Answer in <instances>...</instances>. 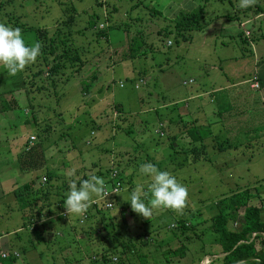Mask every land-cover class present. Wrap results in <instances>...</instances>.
<instances>
[{
    "label": "rangeland",
    "instance_id": "374dc122",
    "mask_svg": "<svg viewBox=\"0 0 264 264\" xmlns=\"http://www.w3.org/2000/svg\"><path fill=\"white\" fill-rule=\"evenodd\" d=\"M246 8L239 0H0V23L19 28L26 43L42 44L49 36L55 44L71 35L74 55L80 57L66 60L53 79L46 77L42 51L15 76L0 66V95L18 83V75L27 86L24 102L12 106L4 96L7 102L0 103V249L17 250L20 264H94L95 250L114 243L119 226L142 233L147 221L157 245L167 239L166 228L176 217L199 222L200 234L211 224L216 202L232 191L254 187L264 198V0H253ZM191 13L203 14L201 28L176 26ZM94 18L99 29L101 24L115 28L99 37L90 27ZM39 28L46 30L43 40L36 36ZM129 44L138 55L128 56ZM46 50L47 57L62 52L48 45ZM39 69L42 73L32 76ZM254 77L259 88L251 87ZM140 79L144 84L136 89ZM192 120L211 131L204 148L180 134ZM32 134L48 146L47 163L24 172L17 150L25 147L24 136ZM218 143L225 148L215 147ZM194 147L197 154L188 151ZM145 162L171 172L187 187L182 210L161 208L145 218L131 209L129 193L137 187L143 193L149 183L138 171ZM116 169L123 189L109 211L107 229L83 233L81 226L89 222L84 212L69 216L63 206L69 184L79 186L81 180L108 171L112 175ZM47 170L55 174L50 181L47 177L32 191L24 188L34 178H44ZM99 199L93 196L88 204ZM34 201L37 207L52 203V215L44 218L51 233L60 229L56 215L61 213L73 225L69 228L77 230L60 239L47 233V243L42 234L30 238L20 228L35 211ZM125 206L130 209L124 212ZM190 235L187 261L217 249L208 246L214 236ZM22 248L28 250L23 253ZM219 256L204 259L208 264Z\"/></svg>",
    "mask_w": 264,
    "mask_h": 264
},
{
    "label": "trees",
    "instance_id": "16d2710c",
    "mask_svg": "<svg viewBox=\"0 0 264 264\" xmlns=\"http://www.w3.org/2000/svg\"><path fill=\"white\" fill-rule=\"evenodd\" d=\"M154 13L158 14L157 11ZM202 18V13H191L182 17V20L178 21L176 26L179 27L180 24L183 23L181 28H201L202 25L200 22ZM184 20L187 21L184 23ZM90 21L94 22L90 27L92 26L93 29H97L96 33L99 37H107L108 29L115 28L114 25H109L105 29H99L98 26L96 27L97 19L94 18ZM18 25L24 28L26 27L25 24ZM36 36L41 40L45 39V37H47L46 30L40 28L37 29ZM64 36L66 37L57 41L55 44V37L48 36L46 39H48L49 44L47 41H44L41 44V51L44 53V61L46 65H44V67L47 68V78L53 79L55 76H58L61 68L66 66V60L72 61L73 59L76 60V58L80 60V57L77 54L74 55V50H77V46H74L71 35ZM60 43L62 45H60ZM47 45L49 46V50L55 47L57 51L62 52L53 53L54 55L47 57L46 53H50L46 50ZM60 48L61 50H59ZM127 51L130 52V55H128L129 57H134L135 55H138L139 52V50L136 49V46H131V44H129ZM81 66L82 65L80 64L79 67ZM42 70L43 69H39L36 73L32 74V76L41 74ZM92 80L93 78L90 79V81ZM52 86H54V84H52ZM3 110L4 109L1 107L0 111ZM118 110L120 111L121 109L119 108ZM190 122L189 124L184 125V128L182 129L183 131L180 134H186L189 137V144L191 143L195 146L199 143L200 146L204 148L205 138L211 134V131L209 129H204L202 126L197 127L193 120ZM161 134L163 135V132ZM29 139L23 144L25 147L23 148L22 146L23 149L18 156V166L20 170L24 172L42 169L47 163L46 151L48 150V146L46 145V147H44L42 145V140L36 142V136L32 144H29ZM175 140L176 136L172 138L170 142V146L173 148ZM218 144L219 145L215 147H218L219 149L225 148V146H221L220 143ZM192 149L195 154L199 152V150H195V147L191 149L189 148L188 151L192 152ZM116 171L118 174V180L122 183L121 190L116 194L108 195L107 197H104L102 194L98 201L95 200L94 203L88 204L83 215L89 222L85 227L83 225L81 226L83 233L89 232L90 234H95L97 231L107 229L108 223L106 219L112 217L110 216L111 214H109V211L113 210L116 203L115 199L117 200L118 194L123 189V181L119 175L120 172L117 169ZM53 176H55V174L48 172L47 170L45 176H43L44 178H42L43 180L38 177L34 178L30 182L25 183L24 188H26L27 191L40 188L41 185H44L43 181L45 182L47 177L50 181ZM102 176L103 177L101 178L104 180V189L111 190L116 179L111 177L112 175L110 171H108L107 175L104 173ZM252 190L254 191V187L247 186L245 189L232 191L230 195L224 196L216 202L215 209L217 212L212 215L211 224L202 232L209 234V236H214L209 241L208 246L212 250L213 246H216L217 252L216 250H210V253L209 251H206L205 244L203 240L200 239L203 242L201 247L203 251H205L201 256H193L192 259L187 261L186 257H188L187 255L189 253L187 239L191 237L190 233L201 238L202 232L199 234L197 231L201 230L198 229L199 222H187L186 220L178 219L176 217V221L168 224L166 228V231L168 232L167 239H162L157 245L152 243V240L156 238L151 232H149L147 221L143 222L145 232L142 233L132 234L127 226L124 227V229L119 226L116 231L114 230V243L101 246L99 250H95L94 264H198L206 255H220L216 260H212L208 264H264V219L262 217L264 198H260V193L253 192ZM48 193V190H44V196L46 198ZM254 197L258 199H254ZM21 201L23 204L22 206L26 207V205H28L26 204V200L21 199ZM51 204L47 203L44 207H37L36 201L32 202L31 206L35 208V211L26 217L25 222L20 228L25 229L30 238L31 235L35 233L39 235L42 234V241L47 243V240L45 239V234L47 233L53 234L52 237L60 239L62 236L69 235L72 229L77 230L75 225L72 229L69 228L73 225H67L64 213H61L56 215L57 222L61 227L55 233H51L50 228H52V226L48 225L44 219H48L52 215V210L50 208ZM45 206L47 207V210L45 209ZM129 209L128 206H125L123 211ZM123 213L121 212L120 214H122L123 222L126 223L127 220ZM195 215L196 214L193 213L191 217L195 218ZM240 217L242 219H239ZM18 232L20 231H17V233ZM123 232H125V234H123ZM30 238L28 241L31 243ZM152 248H154V251L151 250ZM27 250L28 248H22L23 253ZM1 252H7V257L2 258L0 256L1 264H20V260L18 259L20 253L17 250H10L8 247L6 250L0 249V253ZM15 254L18 255L16 256Z\"/></svg>",
    "mask_w": 264,
    "mask_h": 264
},
{
    "label": "clouds",
    "instance_id": "9594fccd",
    "mask_svg": "<svg viewBox=\"0 0 264 264\" xmlns=\"http://www.w3.org/2000/svg\"><path fill=\"white\" fill-rule=\"evenodd\" d=\"M253 0H239L241 8L250 7ZM41 53L40 42L26 43L19 28L0 23V66L9 76H15L27 65L34 63ZM139 175L149 181L145 192L140 188L129 193L128 202L131 209L145 218L151 217L154 210L171 209L180 211L187 202L188 189L178 181L177 177L167 170L158 169L153 163L145 162L139 165ZM104 194V180L91 176L81 180L79 186L70 183L65 193L63 206L66 213L80 215L86 211L88 202L93 196ZM207 264V258L201 261Z\"/></svg>",
    "mask_w": 264,
    "mask_h": 264
},
{
    "label": "crops",
    "instance_id": "0c3cea01",
    "mask_svg": "<svg viewBox=\"0 0 264 264\" xmlns=\"http://www.w3.org/2000/svg\"><path fill=\"white\" fill-rule=\"evenodd\" d=\"M261 15H263V14H260L259 16H261ZM252 19H254V18H252ZM245 35H246V33H245ZM18 77H19V80H18L17 84H15L13 87H7L6 86V89L2 90L3 92H1V95H0V103H5L6 100L4 101V96H6L7 98H11V103L14 102V103H12V106L13 105L16 106L20 102H24L25 101L24 91H26V88H27L26 83H25V79H23V75H18ZM4 79H8V78L4 77ZM19 85H21V86H19ZM5 92H6V94L2 95V93H5ZM13 94H15V95H13ZM1 106L3 108V105H1ZM35 135H37V134H32L30 136H35ZM30 136H24L23 144L26 142V140L29 139ZM20 152H19V150H17V155L18 156H19ZM4 195L5 194H3L1 196H4Z\"/></svg>",
    "mask_w": 264,
    "mask_h": 264
},
{
    "label": "built area",
    "instance_id": "2783aa9c",
    "mask_svg": "<svg viewBox=\"0 0 264 264\" xmlns=\"http://www.w3.org/2000/svg\"><path fill=\"white\" fill-rule=\"evenodd\" d=\"M99 27L102 29L104 27V25L101 24V26L99 25ZM242 27H244V25H242ZM245 33H246L247 36L250 34L248 31H246ZM168 44L170 45V44H172V42L171 41H168ZM185 83L186 82H184V84ZM141 84H144V79H140L139 80V83L135 86V88H139L141 86ZM121 86H123V84ZM251 87L252 88H259V82H258L257 77H254L252 79ZM34 140H35V136H31L30 139H29V144H32ZM111 177L114 178V179H116L115 180V184L113 185V187H112L111 190L104 189V194H103L104 197H107L108 195H114V194H116L117 192H119L121 190L122 183H121V181L118 180L117 171H114L112 173V176ZM64 215H65V213H64ZM15 255L17 256L18 254H15ZM0 256L2 258L7 257V252H1L0 253Z\"/></svg>",
    "mask_w": 264,
    "mask_h": 264
}]
</instances>
